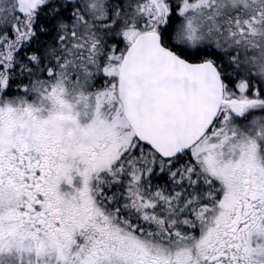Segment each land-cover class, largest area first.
<instances>
[{"label":"snow or ice","instance_id":"obj_1","mask_svg":"<svg viewBox=\"0 0 264 264\" xmlns=\"http://www.w3.org/2000/svg\"><path fill=\"white\" fill-rule=\"evenodd\" d=\"M0 264H264V0H0Z\"/></svg>","mask_w":264,"mask_h":264}]
</instances>
